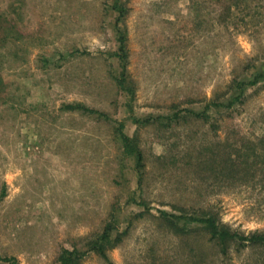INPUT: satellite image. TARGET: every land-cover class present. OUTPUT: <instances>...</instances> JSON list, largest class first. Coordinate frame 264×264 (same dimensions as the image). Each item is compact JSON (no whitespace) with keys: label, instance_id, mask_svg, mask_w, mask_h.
I'll use <instances>...</instances> for the list:
<instances>
[{"label":"rangeland","instance_id":"rangeland-1","mask_svg":"<svg viewBox=\"0 0 264 264\" xmlns=\"http://www.w3.org/2000/svg\"><path fill=\"white\" fill-rule=\"evenodd\" d=\"M257 73L264 0H0V264H60L63 248L85 253L78 264H264V247L222 254L160 215L264 232V77L232 110L210 106L215 127L140 123L226 104ZM226 148L229 177L216 168ZM107 224L112 238L126 230L108 261L85 252Z\"/></svg>","mask_w":264,"mask_h":264},{"label":"trees","instance_id":"trees-1","mask_svg":"<svg viewBox=\"0 0 264 264\" xmlns=\"http://www.w3.org/2000/svg\"><path fill=\"white\" fill-rule=\"evenodd\" d=\"M118 59L121 64L122 70L124 72L125 69V59H126V52L124 49V41L121 39L119 45V53ZM264 75L262 73H257L253 77L252 80L248 81L247 83L238 82L237 88L239 93L235 95L234 99L228 101L226 104L219 103V102H209L206 103L202 111H194L192 109H182L181 111H175L170 115H158L157 117L153 118H144L140 123H146L155 120L157 125L164 126L166 128H171L172 126L178 125L181 119L192 118L199 119L203 123H207L210 127H215L214 121L210 118V113H208V109L210 106L216 108L215 110L219 113L227 112V110H232V106L235 103H242V93L244 85H251L254 86L257 82L261 81ZM121 81V78H120ZM66 109L69 110H81L83 112L91 113V114H100L98 110L89 108L85 105L81 104H67L65 105ZM222 108V109H220ZM119 139L123 150L130 151L131 154L135 157L136 167L138 170L143 168V154L140 149L135 145L133 138L129 137L128 135L120 132ZM228 148V147H227ZM227 148L222 152L219 153L221 156V160L218 161L216 168H220L221 174L224 176L229 177V174H232L234 171V162H231L230 156L231 154L228 153ZM210 154V153H209ZM215 161V152H212L209 156V163L210 165L214 164ZM210 169L213 170L214 168L210 166ZM160 215L164 223L172 229L173 232H190L193 231L195 228H202L209 234V239L220 246V252L222 254H226V247L227 243L235 242L238 244L239 247H246L251 245H258L264 247V232H252L250 234H242L237 231H232L220 223L216 216L212 213H204L201 215H191V214H173L168 213L166 211H160ZM182 223L179 225V223ZM126 230L119 232L112 238L111 236V227L110 225H105L100 235L92 241L90 247L85 252L93 251L96 252L100 257L104 260L108 261L107 251L109 248L113 247L117 243L122 240ZM85 253H80L76 249H67L63 248L61 250L59 256L60 264H78L80 259ZM4 261H9L11 264H16L14 258H3Z\"/></svg>","mask_w":264,"mask_h":264}]
</instances>
